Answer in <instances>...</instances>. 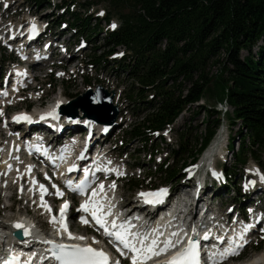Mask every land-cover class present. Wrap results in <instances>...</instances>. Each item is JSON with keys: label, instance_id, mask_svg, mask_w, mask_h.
Returning <instances> with one entry per match:
<instances>
[{"label": "trees", "instance_id": "trees-1", "mask_svg": "<svg viewBox=\"0 0 264 264\" xmlns=\"http://www.w3.org/2000/svg\"><path fill=\"white\" fill-rule=\"evenodd\" d=\"M30 1L44 8L51 6V0ZM112 1L115 6L129 7V12L120 15L118 28L106 30L103 47L109 48L108 53L118 46L130 52L129 58H121L116 70L118 73L123 70L137 81L140 86L137 96L145 106L140 123L126 132L128 136L141 137L148 145L153 137L163 136V131L185 110L203 99L211 102L215 97L232 108V114L207 108V119L203 121L206 127L199 136L201 142L197 140L199 148L191 145L194 148L191 153L188 144L181 142L173 151L175 164L155 163L153 176L161 178L153 184H173L187 166L196 164L227 116L232 125L241 128L228 140L234 163L230 168L224 165L226 184L222 187L224 192L229 193L228 187H232L239 193L235 179L240 175L241 165L250 159L262 164L264 156V0ZM67 12L80 30L86 33L92 29L91 14ZM93 25L95 28L98 23ZM91 36L88 35L90 39ZM243 51L247 54L242 55ZM109 57H104L106 64ZM101 61V57L94 56L92 63L97 65ZM216 65L219 71L213 74L211 68ZM214 86L222 89L219 99ZM186 137L189 138L188 134ZM237 138L241 140L236 150ZM128 184L133 191L143 188L137 182ZM241 198L234 197L244 203ZM238 200L231 203L238 205Z\"/></svg>", "mask_w": 264, "mask_h": 264}, {"label": "rangeland", "instance_id": "rangeland-1", "mask_svg": "<svg viewBox=\"0 0 264 264\" xmlns=\"http://www.w3.org/2000/svg\"><path fill=\"white\" fill-rule=\"evenodd\" d=\"M9 5L10 11L5 13ZM68 10L91 14L93 16V30L91 29L86 33L83 32V30H80V28L77 27L78 25L75 24L76 22L73 18L69 16L67 12ZM128 12L129 7L126 8L122 5L115 6L112 0H51V6L48 8H44L43 5L33 4L30 0H0V22L7 24V26L2 29V31L7 32L6 36L13 33L14 27L16 28L20 26L19 28L22 29L30 22V20L34 19L43 27L51 24L55 35L61 36L60 43L64 44L65 47L64 55L56 52L50 63L46 65L43 63L38 66V68L42 70L38 80L32 78L29 81L28 84L30 85L27 88L20 87L24 89L14 91L13 95L9 98L4 97V101L8 104L6 110L10 116L4 118L2 111L0 110V134H7L6 130L1 127L5 125V121L10 119V117H15L26 108L29 111L27 113L31 115L36 111V109H38L39 106H46L49 102H51L55 95L60 92H62L63 96L68 99V102H70L72 100L70 97L71 95H75L77 93L79 95L83 94L89 88L95 90L97 85H102L109 91H115L116 94L114 103L118 105L120 113L116 124L112 125V131L109 133V140L105 141L107 143L106 147L109 151L113 150L109 157L116 159L114 164L116 166H120L122 164V178L118 181V185L120 186L118 193L121 195V202L139 203L136 201L139 199V194L142 191L156 187L153 183L156 179L157 182H159L161 178L160 176L157 178L153 176V172L156 169L155 163L158 164L159 162L167 161L169 164H173V151L181 146V142H183L184 145L188 144L191 150L194 149L191 145L199 148L200 145L197 144V140L199 141V136L206 127L205 123H203V121L207 119V113L205 110L212 107L218 110L223 108V113L227 109H225V102H221L220 100L216 101L215 97L214 99L212 98L211 102L203 99L198 104L191 106L189 110H185L176 122L163 132V136L153 137L152 143H149L148 145L145 144L146 142H144V139L141 137L131 138L128 136L126 132L140 123V113L144 111L145 107L144 103L142 104L140 101L141 98L137 96L140 91V86L137 81L128 77L123 70L119 73L116 70L119 67L121 58H129L128 55H130V52L126 51L125 47L118 46L114 49V51L108 53L109 48L103 47L106 30H108V28L112 30L113 24H115L116 27H119L121 23L120 15ZM4 13L5 17L2 18ZM96 22L98 25L94 28L93 24ZM89 34H92L91 39L88 37ZM2 35L3 34L0 32V85L6 91L11 89V86L14 83L12 80L13 75L8 72V68L10 66L8 60H12L15 66L22 64L20 59H18V53L12 52V45H6L5 47V41L4 39H1ZM246 54L247 53L245 51L242 52V55ZM94 56L102 58V61L97 65L92 63ZM105 56H110L107 64L104 61ZM122 67H124V65ZM1 69H3V73H1ZM211 70V73L216 74L219 71V66H213ZM214 89L216 93L215 96L218 99V94L222 97L223 93L221 87L214 86ZM131 96L134 98H131ZM41 97L44 101L40 100ZM228 112L232 114V108L228 107ZM82 115L83 111L79 110V116L81 117ZM223 119L224 123L218 131L225 126L227 128V135L229 138L236 135V131L241 127L232 125L231 122L227 120V116ZM48 120L50 119H38L34 120V122L36 123L38 121L41 122ZM106 126L108 125H105L104 127ZM78 127V132H83L84 138H86L88 130L83 129L82 122L80 120L78 122ZM104 127L102 126V129ZM181 134H184V140H181ZM187 134L189 136L188 139L186 137ZM217 138L218 136L216 139ZM226 138L227 136L224 135L223 140L225 139V145L221 152L225 155V159H227V167L230 168L234 161L232 152L228 151L229 143L226 142ZM3 140L10 142V139ZM240 140V138L235 140L236 150L239 148ZM193 152L194 150L191 153ZM154 154L158 155L154 158V160H152L151 157ZM202 155H200V158ZM221 157L222 155L216 156L215 168H220L222 172L224 162L221 160ZM110 158L108 161H110ZM262 162V164H259L258 162H255V160L250 159L246 166L259 164V168L262 169L264 166V156L262 157ZM179 166L180 165L178 164L177 167ZM241 171L243 172L244 170L241 169ZM221 172L218 175V180L221 184L225 185L226 183L220 179ZM194 174L192 176L191 168L184 170L183 173H181L173 182V184L169 183L167 186H169L172 191L177 193H181V191L184 192L185 190L186 195L190 199L189 195L192 187H190L189 184L196 181V176H194ZM188 178H191L190 182L187 181ZM209 179L211 181V185H215L217 182L215 178L210 177ZM240 179V175L236 176V186L241 185ZM131 181H133V183L137 182L142 184L143 188L135 191L131 190L130 185L128 184ZM24 182L28 184L30 180L25 179ZM109 182L112 183V181ZM5 183L6 182H4V184ZM184 183H187V186H185V188H180V186ZM17 188L18 186L16 184L15 189L17 190ZM213 190L220 192V194H216L215 192L214 197L211 200L214 201L216 206L221 207L224 210H227V208L232 209L234 207L231 202L238 200L234 199V197L236 198V195L238 194L237 189L228 187V190H230L228 194L224 193V188L221 191L218 189V186L215 185ZM12 192H15V190L10 189V191H3V193L0 194V223H3V226L9 225V219L14 218L15 216H21L25 213V210H28L30 211V215H34L39 224H47V231L53 228V224L51 222H47L46 216L42 214L41 208L36 210V207L32 203L28 202L25 196L22 197L21 195H18L17 197H13L9 200L6 195L11 194ZM211 192L212 191H210L207 195L208 197L213 195ZM65 194L67 193L65 192ZM51 197L52 195L49 196L50 199ZM11 201H15L16 207L13 206L11 210L4 209V207L10 204ZM55 201L58 203V199ZM239 205L240 204H238V206ZM77 207L78 205L71 209V212H76ZM2 225H0L1 228H3ZM75 231L79 233L87 232L89 233V236H93V233L89 228H82L78 223L75 225ZM260 244H263V246L261 249L257 250L256 246H259ZM263 252L264 235L256 232L248 247L241 252L238 259L234 262L230 261L226 264H243Z\"/></svg>", "mask_w": 264, "mask_h": 264}, {"label": "bare ground", "instance_id": "bare-ground-1", "mask_svg": "<svg viewBox=\"0 0 264 264\" xmlns=\"http://www.w3.org/2000/svg\"><path fill=\"white\" fill-rule=\"evenodd\" d=\"M10 11V5L7 7L6 12ZM5 13L3 15L2 18L5 17ZM34 19L31 20V22L27 23L26 26L22 29H20L18 27H14V31H13V35H15V37H11L10 39V45H12V52H21L19 53V55H25L28 60L32 58L33 56H38L41 58V61H35L33 63L34 66H36L37 63H43L44 58L47 55V59L44 61V65L50 63L52 61V57L55 54V52L60 51L58 50L59 48V43H57L56 38H54L49 31V28L52 29L51 24H49L47 27H45L42 30V33L39 34L38 38L34 41V42H30L28 45L27 42V38H25V41H20L17 46L14 45V41L15 38L17 36H21L20 38H22V35L27 32L26 29H28V27L30 26V24H32L33 27H37L36 25H34L33 23L35 21H33ZM7 26V24H4L3 22H0V32L1 34H3L5 31H2V29ZM12 26V25H11ZM38 28V27H37ZM23 29H25L23 31ZM53 30V29H52ZM23 31V32H22ZM7 34V32H6ZM11 34L9 35L10 38ZM57 38H59V40L61 41V36L58 35ZM63 51H65V49H63ZM32 62V61H31ZM31 72V69L29 71V73ZM1 73H3V69H1ZM27 74V72H26ZM13 75L12 80L14 81L13 85L11 86V89L6 90V95H8V98L10 96L13 95L14 91L19 90L20 87H28L30 84L29 81L32 79V77H30V75H25L20 69H17ZM68 102V99L65 98L64 96H55L51 102H49L46 106H39L38 109H36L35 112H33L31 114V121L34 120H38V119H50V115H52V111H57L58 109L61 110L62 105L66 104ZM4 118H6L7 116H3ZM15 117H11L10 119H8L7 121V126H8V135L5 136L4 134H1V138L2 139H10L11 143L14 144L17 142L18 140V134H9V131H12L13 126L15 124ZM66 117V116H65ZM63 119L61 118L60 121L58 122H62ZM74 122L78 123V119L73 120ZM82 124L85 123L86 121L91 123L94 126L99 125V127H104L105 124H99L96 121H94L93 119H89V118H84L82 119ZM94 122H96V124H93ZM37 123L42 124V122L38 121L36 123H34V125H26L24 127H20V130H27L28 128H34L37 130H45L46 132H48L42 125H38ZM63 126V125H62ZM61 126V127H62ZM2 128H5V125L2 126ZM97 135H95L94 137L92 136L91 139L89 138V144H93V143H102L105 142L107 140H109L110 138V134H99L97 129L95 128ZM220 131V132H219ZM216 135V137L218 136V138L216 139V137L213 139V141L210 143L209 147L205 150V152L203 153L202 157L199 159V161L197 162L196 165L192 166L191 168V172L195 173V175L197 173H200V186H199V194H200V198L202 200H204L207 204H209V202L212 200V198L214 197V193L215 191L212 189H209L207 186V177H210L212 174L215 175L213 173V169L215 168V159L216 156L221 154V150L224 148L225 145V139L223 140L224 135L227 136L226 138V142H228V135H227V128L225 126L222 127V129H220ZM50 135H52L53 137L56 135H63L65 138H69L70 136L74 135V133H77L76 131H71L69 127H62V131L60 129L55 130V132H48ZM76 138H78V135H75ZM216 140V141H215ZM10 143V145H11ZM82 146L79 145V151H81V149H83V147H86V143L87 140L86 138H84L82 141ZM80 143V144H81ZM107 144V143H106ZM17 146V145H16ZM61 148H58L57 150H55V152H59ZM4 150H6L7 154H10L11 150L14 151L15 153V147L13 146V148L11 147H6ZM113 152V150H110L109 152L105 153L104 157H102L96 164L98 165L99 163H107L106 167L107 168H112L115 167L114 163H111V161L109 160V155ZM97 151L95 152L96 155ZM94 155V157H95ZM17 158L20 156L18 153L16 154ZM50 156V155H48ZM92 160V159H91ZM14 163H11L10 165H8L4 172H0V184L2 183V185L0 186V194L3 193V191H10V189L15 190V192H13L14 197H17L18 195H21L22 197L25 194H28V202H31L32 199H30V196L33 193V189L35 187V185L32 187L31 183L33 182V179L31 180V182H29L28 184L25 183V191H21L22 187H21V181L26 179L25 173L23 171H21L20 173L18 172H14L13 168H14ZM264 168V166H263ZM116 169V167H115ZM247 169V168H245ZM215 170V169H214ZM250 174H252L253 176H255L254 178V185H249V184H244V189L247 193L246 195V199L248 204H250V208L248 209V211L251 209L250 215L249 217H251L254 221H253V226H254V232H257V227H264V174L262 172H256V171H250ZM215 177H217V175H215ZM191 178L187 179V181L190 182ZM4 182L5 185H4ZM188 182V183H189ZM17 184L18 188L17 190L15 189V185ZM187 183H184L182 186H180V188L187 186ZM100 185H104L103 190L100 189ZM111 185H113V183L111 182H100L99 183V187H98V193L97 196H93L92 194L95 192L97 188H94L93 191H91L88 195H86L85 197H83L82 199L85 200L87 198H92L96 200H102L104 199L106 196H112L113 197V203L117 205V208H113V211H118L119 207L121 206L120 212H119V216L117 218V221H119L122 217L128 216V214L124 213V209L122 207L121 204V195L117 192V189L110 187ZM51 187H53L54 190H51V199L49 197H47V200H49L50 202L54 203L56 202L55 200H57L58 198H61L65 192H64V188L63 186L60 184H52ZM198 186H195V188H197ZM210 191H212L211 193H213V195L211 197H208L207 195L210 193ZM58 193H62V195L58 194ZM229 194V193H228ZM251 194V196H250ZM236 197L238 198V196L236 195ZM96 204V203H95ZM91 210H97L98 209V213L100 215H105V213L108 211L106 209H101L100 207H98V205H95ZM50 206V204H48ZM136 205H139V203H137ZM35 206V205H34ZM36 207V206H35ZM125 207V206H124ZM188 205L184 208V210L186 212L189 211ZM4 209H8V207H4ZM52 211V207L50 208ZM78 210H80V208H78ZM30 211L27 210V213H29ZM116 213V212H115ZM30 214V213H29ZM53 217L56 218V220L58 221L57 223H52L53 224V228L51 229V232L53 234H55L58 237H62L63 241L66 242H70V243H78L79 241H81L82 243H86L89 246L96 243V247L97 248H102V242L101 240H97L95 236H89V233L85 232V233H79V232H73L71 234L72 237H76L75 239H72L69 237V233L67 230H65L62 226L63 222H59L61 221V216L58 217L56 214H52ZM68 216V212L64 213V218L66 219ZM237 220L236 223L238 224V229L240 230V234H242V224H243V217L239 216L238 214L235 215ZM53 219V218H52ZM64 221V220H63ZM107 221V220H106ZM116 220H114V222L118 225V222ZM22 223L30 232V234L25 235L24 238V242H26V244H28L29 246L31 244H33V246H37V241H45L46 240V234H47V224H39L37 219L34 217V215H31L29 217L21 215V216H15L14 218H11L8 220V224L7 226H3L1 223L0 225H2V229L3 232L5 233H10L13 232L15 230H18L16 227H14V225L16 223ZM190 220L188 218V215H186L183 211L182 205H177L176 207H174V209L163 219L161 220L159 223H154L153 224V228L151 230L152 235H148V237H146V234H143L142 238H144L143 244L139 245V248L144 247L147 248L148 246L151 245L153 240H157L159 241V244L157 246V251H159L161 248H163L165 246V243L168 240H172L173 243L176 245L175 247L169 248L167 252L178 249L179 247H181L184 243L183 240V236L185 235V233H189L190 237L193 238L192 236L195 234L194 237H197L198 239H201V234H198L197 231V224H194L190 227ZM108 223V222H107ZM7 224V223H6ZM1 228V226H0ZM118 228H116L117 230ZM24 232V229H22ZM123 228H120V231H122ZM147 232V231H146ZM150 233V234H151ZM174 233H178V235H174ZM79 237H84L85 239H79ZM111 238V236H109ZM113 239V238H112ZM130 241H132V243L134 244V242L137 240L136 238L130 237L129 238ZM239 240V239H238ZM98 241V243H97ZM182 242V243H178ZM112 242L115 243V245L117 246L118 249L122 250L123 247H121V243L119 241H117L116 239L113 240ZM232 243L229 242L227 244V247H231ZM21 248H23L22 246H20ZM130 248H128L129 251ZM35 250L33 249H24V251H17V253L15 254L17 257L20 258H24L25 261H33L36 264V260H42V258L45 259V257L43 256H37L34 252ZM167 252H163L161 255H165ZM128 254L131 252H127ZM155 256V255H154ZM234 257V256H233ZM158 258L152 259V260H157ZM47 259H45V262H43L44 264H48ZM119 261H121V259H119ZM3 263H6V261H4ZM42 263V264H43ZM156 263H160V261L156 262ZM243 264H264V252L257 255L256 257H253L251 260H249L248 262H245Z\"/></svg>", "mask_w": 264, "mask_h": 264}, {"label": "snow or ice", "instance_id": "snow-or-ice-1", "mask_svg": "<svg viewBox=\"0 0 264 264\" xmlns=\"http://www.w3.org/2000/svg\"><path fill=\"white\" fill-rule=\"evenodd\" d=\"M113 28L116 27L115 24L112 25ZM23 119H30L29 117H23ZM71 171V169H70ZM110 187L115 188V184L111 185ZM104 185H100V189L103 190ZM42 192H46V189L43 188L41 185ZM23 191V189H21ZM62 195V193H58ZM167 194L166 189H161L158 193L153 194H141V195H150V196H156V197H163ZM93 196L96 195L94 192L92 194ZM148 202H161L160 200L155 201H148ZM98 204V202H97ZM42 206L47 207L46 204H42ZM68 205L65 204L61 210V221L63 222L64 218V211L67 209ZM84 212H89L90 208L88 203L86 202L85 205L82 206ZM51 211V209H48ZM111 213L109 212L108 215ZM91 215L95 219L96 223L105 230L106 234L109 236H114L117 241L122 243L125 248H130L133 252L137 253V258L133 259V264H140L141 256L144 260L151 259L154 255H161L163 252H167L169 248L175 247L176 245L173 243L172 240H168L165 243V246L161 248L159 251H157V246L159 244V241L153 240L151 245L147 248L141 247L137 248L135 244L131 243V241L128 239L127 232H121V231H109L107 227V221L106 217L104 215H98V209L97 210H91ZM52 223H57L55 217H53ZM84 223H88V221L85 219ZM17 229H24L23 234L28 235L30 234L29 230L20 222L16 223L14 225ZM66 230V225L64 226ZM112 228H123V225H117L115 222L112 223ZM174 235H178V233H174ZM69 237L72 239H75L76 237H72L71 233H69ZM208 235L206 234L204 236V239H208ZM79 239H85L84 237H79ZM48 243H53L52 241H48ZM98 243V241H97ZM178 243H182L179 242ZM57 249L60 250L61 254L56 256L57 260L63 261V264H108L109 257L108 255L103 252L102 250H97L95 248H92L91 246L88 247H81L79 245H73L71 251H66L67 246L65 245H55ZM243 248L242 244L236 245V247L229 249L227 253H221L222 256L226 255H238V250ZM123 255V253H121ZM15 259V258H14ZM114 264H119V261H115ZM168 264H200L199 261V241H188V246L180 251H178L169 261Z\"/></svg>", "mask_w": 264, "mask_h": 264}, {"label": "water", "instance_id": "water-1", "mask_svg": "<svg viewBox=\"0 0 264 264\" xmlns=\"http://www.w3.org/2000/svg\"><path fill=\"white\" fill-rule=\"evenodd\" d=\"M115 91H109L102 85L96 89L89 88L85 93L73 98L62 105L59 111L62 116L67 115L71 120L89 118L99 124L115 125L119 117V107L114 103ZM79 110L83 115L79 116ZM16 236L22 238V232L17 231Z\"/></svg>", "mask_w": 264, "mask_h": 264}]
</instances>
